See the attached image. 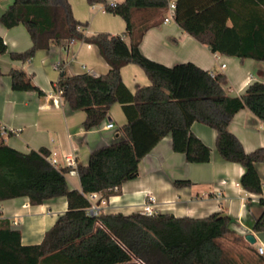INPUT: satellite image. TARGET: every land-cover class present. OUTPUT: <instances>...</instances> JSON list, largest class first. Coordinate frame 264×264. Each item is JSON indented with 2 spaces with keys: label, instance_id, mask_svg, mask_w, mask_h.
I'll list each match as a JSON object with an SVG mask.
<instances>
[{
  "label": "trees",
  "instance_id": "1",
  "mask_svg": "<svg viewBox=\"0 0 264 264\" xmlns=\"http://www.w3.org/2000/svg\"><path fill=\"white\" fill-rule=\"evenodd\" d=\"M121 16L125 32L86 33L88 22L77 19L69 0H13L0 21L6 27L25 25L33 44L13 59L26 61L40 49L77 39L95 45L109 63L107 73L63 72L55 85L73 110L86 112V130L98 126L113 103L119 102L128 122L123 139L94 149L86 165L78 164L81 188H71L69 166H57L45 148L22 152L0 140V201L29 197L33 205L66 196L67 210L46 232L39 244L25 245L22 233L9 217H0V264H133L142 255L159 251L171 264H235L219 239L231 233L230 216L214 212L206 217L147 215L141 212L100 213L92 216L90 194L101 198L119 194L124 182L139 175L141 160L167 135L173 149L188 162L211 160L212 148L192 130L195 121L217 131L216 147L228 161L240 163L241 185L264 206L263 183L256 163L264 162V146L246 151L229 130L234 115L250 109L264 122V81H255L238 96L228 93L224 73H212L194 62L167 66L141 51V42L153 26L142 9L167 10L170 0H87ZM175 21L212 52L264 61V0H175ZM126 37L130 39L128 43ZM7 44L0 35V54ZM135 63L151 84L132 93L123 82L121 68ZM15 90L44 91L22 68L10 71ZM15 131L7 128V133ZM1 136V127H0ZM176 180V185L189 184ZM264 231V209L253 226ZM148 264L149 260H145Z\"/></svg>",
  "mask_w": 264,
  "mask_h": 264
},
{
  "label": "crops",
  "instance_id": "2",
  "mask_svg": "<svg viewBox=\"0 0 264 264\" xmlns=\"http://www.w3.org/2000/svg\"><path fill=\"white\" fill-rule=\"evenodd\" d=\"M12 2L0 0V17ZM69 2L74 16L88 22V35L100 31L113 34L125 32V20L106 11L103 5L89 4L87 0ZM138 13L147 15L154 23L140 45L141 51L150 59L167 66L191 61L212 73H224L228 78L227 91L232 96L243 94L255 81H264V61L253 58L242 60L237 56L212 52L207 45L183 30L174 17L165 21L168 9H142ZM0 35L7 44V51L0 54V127L6 126L15 131L10 135L1 134L0 140L22 152L45 147L51 157L57 160V166H67L68 155H74L78 164L86 165L94 149L123 139L121 128L128 118L119 102L111 105L108 115L98 126L86 130V112L82 109L73 110L54 88L63 72L77 74L88 71L100 75L109 71V63L95 45L72 39L65 44L40 49L31 59L23 61L11 58L10 53L24 51L32 46L33 41L25 25L9 28L0 21ZM126 40L130 42L128 37ZM13 68L24 69L45 94L41 95L36 90L13 89L10 75ZM121 75L132 93L151 84L143 68L135 63L124 65ZM108 122H113L114 126L107 127ZM192 130L212 148L210 161L188 162L184 153L173 149L172 135L167 134L141 160L139 175L124 182L119 194L105 199L97 193L91 201L105 214L142 213L149 197L153 198L157 213L202 218L222 212L231 218L229 227L232 232L224 236L227 246H223L230 259L235 264H264V231L253 230L264 206L258 194L249 192L241 185L243 166L219 155L216 147L217 131L214 128L195 121ZM229 130L240 139L248 152L264 146V122L248 108L234 115ZM255 166L264 192V162H258ZM67 179L71 188H81L78 173L67 174ZM186 179L191 182L175 184L176 180ZM67 208L66 196L37 205L31 204L29 197L22 196L0 201V217H9L13 226L21 230L23 244H39ZM248 234L255 237L254 243L246 238ZM260 246L263 247V253L259 252ZM153 254L148 264H171L159 251ZM136 260L147 264L142 259Z\"/></svg>",
  "mask_w": 264,
  "mask_h": 264
},
{
  "label": "built area",
  "instance_id": "3",
  "mask_svg": "<svg viewBox=\"0 0 264 264\" xmlns=\"http://www.w3.org/2000/svg\"><path fill=\"white\" fill-rule=\"evenodd\" d=\"M175 9H176L175 1L170 0L169 7H168L169 14L165 18V21H169L170 18L174 17ZM222 66H225V64H223ZM112 126H114L113 122L107 123V127H112ZM4 133H7V127L1 126V134H4ZM50 159L55 165H57V160L55 158L50 156ZM66 162H67V166L70 167L67 174H70V175L77 174L78 173V170H77L78 163L76 161L75 156L72 154L66 156ZM262 195H264V192ZM96 196H97V193H92V194H90V199L93 200L96 198ZM88 213L92 216H98L101 213V211H100L99 207L95 203L92 202V205L88 208ZM142 213L147 214V215L157 213L155 211V208L153 205V198L152 197H149V201L145 202L143 209H142ZM259 252L263 253V247L262 246L259 247Z\"/></svg>",
  "mask_w": 264,
  "mask_h": 264
},
{
  "label": "rangeland",
  "instance_id": "4",
  "mask_svg": "<svg viewBox=\"0 0 264 264\" xmlns=\"http://www.w3.org/2000/svg\"><path fill=\"white\" fill-rule=\"evenodd\" d=\"M14 224H16V222H14ZM219 241H220V243H221L222 246H227V241H226V238L225 237L224 238H221ZM153 255H155V254H153V251H152V253H150V254L149 253L148 254H145L144 253L142 255V257L144 258V261H145V260H149V258L152 259L153 258ZM133 264H144V263L141 262V261H139V260H136V261H134Z\"/></svg>",
  "mask_w": 264,
  "mask_h": 264
},
{
  "label": "water",
  "instance_id": "5",
  "mask_svg": "<svg viewBox=\"0 0 264 264\" xmlns=\"http://www.w3.org/2000/svg\"><path fill=\"white\" fill-rule=\"evenodd\" d=\"M246 238L252 243H254L256 241L255 237L252 234H248L246 236Z\"/></svg>",
  "mask_w": 264,
  "mask_h": 264
}]
</instances>
